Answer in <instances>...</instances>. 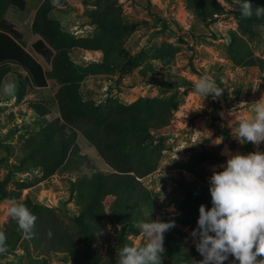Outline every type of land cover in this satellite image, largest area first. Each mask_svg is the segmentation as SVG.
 <instances>
[{
	"label": "rangeland",
	"instance_id": "1",
	"mask_svg": "<svg viewBox=\"0 0 264 264\" xmlns=\"http://www.w3.org/2000/svg\"><path fill=\"white\" fill-rule=\"evenodd\" d=\"M216 1L223 8V14L219 20L207 24L186 9L184 0H117L128 21L149 24H138L134 29L117 37L129 56L139 55L138 61L124 70L118 68L104 72L95 66L101 61L100 51H74L71 54L74 63L88 68L80 82L83 93H90L84 95L87 99L96 102L113 100L126 106L142 98L177 103L169 125L154 137L153 143L162 149L159 164L155 171L139 181L145 189L155 194L154 216L147 219L175 221V227L169 231L179 244L183 264H194V261L202 259L189 235L195 226L186 223L178 209L186 196L185 186L197 181L209 188L208 177L214 166L224 163L226 150L243 154L264 151V144L257 146L252 142H238L234 126L236 122L247 119L252 114L256 102H264V19L245 21L235 0ZM42 2L43 0H14L13 6L5 14L6 21L18 32L27 50L37 40L31 33L30 25L35 10ZM261 2L264 4V0H250L251 4ZM83 11L82 0H64V4L51 12L49 18L57 21L63 31L77 38L96 37L98 40V34L84 18ZM148 14H160L166 20L169 31L153 38L152 34L159 30V26L154 28L151 25L153 20ZM232 35L246 43L250 56L258 60L256 66L242 67L228 59L227 48L232 42ZM163 46L169 47L173 52H167L168 65L152 57L155 50ZM34 57L42 63L37 56ZM42 65L46 69L43 63ZM122 66H125V61ZM145 67L147 74L142 79L141 71ZM204 75L213 79L223 90L220 97H206L202 101L203 97L194 92L195 80ZM175 78L184 79L188 83L184 87L169 91L163 90L159 85L174 83ZM114 82L119 84L118 87L114 86L107 92L108 85ZM4 83L11 84L13 92L5 94L1 88L0 147L9 146L12 156L8 162L14 165L22 156L24 138L39 128L40 118L29 109V102L45 104L49 113L44 118L48 122L57 118L54 101L57 86L49 80L46 88L32 89L22 101L17 102L15 76L7 75ZM76 145L79 155L84 156L85 161L75 171L58 170L44 179L39 170L31 169L15 174L7 189L13 190L16 183L26 184V188L21 191L20 200L28 198L42 207L49 201L50 208H46L62 224L70 225L76 211L75 193L71 191V184L88 178L95 172L104 175L113 172L80 134L76 136ZM6 154L0 148V160ZM4 175L5 171L0 166V179ZM8 202H0V231L4 233L8 230ZM110 203V199L104 201L106 209ZM195 217L198 215L195 214ZM125 227L124 237L127 242L133 246L144 243L143 234L138 230L137 224H128ZM117 233L115 227L105 224L102 233L96 235L93 249L101 259L107 254L116 255L119 247ZM36 253L30 248L27 252L17 249L10 256L0 254V264H20V258L24 264L27 259L35 257ZM42 258L47 260V264H74L64 253L44 254L40 257ZM162 264L176 263L166 255ZM224 264L238 262L229 258Z\"/></svg>",
	"mask_w": 264,
	"mask_h": 264
},
{
	"label": "trees",
	"instance_id": "2",
	"mask_svg": "<svg viewBox=\"0 0 264 264\" xmlns=\"http://www.w3.org/2000/svg\"><path fill=\"white\" fill-rule=\"evenodd\" d=\"M13 3L14 0H0V94L4 78L11 74L15 76L17 102L22 101L32 89H44L47 81H53L57 86L54 101L58 117L48 122L44 118L49 113L45 104L29 102V109L40 121L39 128L24 138L21 158L16 164H10L8 161L12 154L9 146L0 147L7 152L0 160V166L5 171L0 179V202L15 200L22 203L37 218L31 234L26 235L8 217V230L5 233L8 251L5 254H14L17 249L27 252L32 248L37 252L36 256L27 259L24 264H47V260L40 257L50 253H64L74 264H116L113 253L107 254L104 259L96 255L93 249L96 235L102 233L105 224L115 227L119 249L124 244H130L124 237L126 225L132 226L154 216L155 194L145 189L139 180L155 171L159 164L162 149L153 143L154 137L169 125L177 103L142 98L126 106L113 100L96 102L87 99L84 95L90 93H83L80 82L88 68L74 63L71 54L74 51H100L101 61L95 66L101 71L127 69L138 61L139 55L129 56L117 37L138 24H149L128 21L117 0H82L83 16L98 34V40L96 37L77 38L63 31L57 21L49 18L51 12L64 4V0L55 3L54 0H43L35 10L30 25L31 33L37 40L27 50L18 32L5 19ZM184 3L187 10L207 24L216 21L212 19L213 15L223 14V8L216 0H184ZM251 5L253 8L264 7L262 2ZM148 15L153 20L151 25L154 28L159 26V30L153 32V38L169 31L166 20L160 14ZM208 18L210 21H207ZM257 18L264 19L253 15L243 17V20ZM240 27L243 28L242 24ZM232 37L227 48L228 59L238 66H256L258 60L250 56L246 43L234 35ZM169 50L172 52L167 46L157 48L152 57L168 65ZM123 61L125 66H122ZM142 71L144 79L146 67ZM187 83L184 79L175 78L174 83L159 85L169 91L184 87ZM118 85L117 82L111 83L107 92ZM221 132L225 133L223 130ZM77 134L94 148L98 157L113 172L108 175L95 172L71 184L76 211L73 222L64 225L46 207L38 206L28 198L20 200L26 184L16 183L13 190L7 187L15 174L31 169L39 170L44 179L58 170L78 169L85 158L79 155ZM208 189L197 181L185 186L186 196L178 209L186 223L196 227L198 217L195 214H199V206H210ZM106 199L111 200L107 209L104 204ZM164 248V258L167 255L172 262L183 264L179 244L170 231L164 234ZM19 262L22 264L21 258Z\"/></svg>",
	"mask_w": 264,
	"mask_h": 264
},
{
	"label": "clouds",
	"instance_id": "3",
	"mask_svg": "<svg viewBox=\"0 0 264 264\" xmlns=\"http://www.w3.org/2000/svg\"><path fill=\"white\" fill-rule=\"evenodd\" d=\"M235 3L243 17H264V7L253 8L250 0ZM2 91L11 94L13 86L4 83ZM194 92L203 101L206 97H220L223 90L204 75L195 80ZM234 126L238 142L264 144V102H256L252 114ZM225 156L224 163L214 166L208 177L210 206H199L196 227L189 233L202 257L194 264H224L230 256L238 264H264V259H257L264 257V151L243 154L226 150ZM8 205V216L23 233L30 235L36 216L15 200H9ZM174 227V220L139 222L137 228L144 243L124 244L116 251V264H162L164 234ZM7 251L6 235L0 231V254Z\"/></svg>",
	"mask_w": 264,
	"mask_h": 264
},
{
	"label": "built area",
	"instance_id": "4",
	"mask_svg": "<svg viewBox=\"0 0 264 264\" xmlns=\"http://www.w3.org/2000/svg\"><path fill=\"white\" fill-rule=\"evenodd\" d=\"M221 16H222V15H221ZM221 16H219V15H213V16H212V19H213V20H219V17H221ZM46 201H47V200H46ZM48 204H49V201H47L46 204H45L46 206H45V205H44V206L47 207V208H50V206H49ZM7 256H10V255H7Z\"/></svg>",
	"mask_w": 264,
	"mask_h": 264
}]
</instances>
